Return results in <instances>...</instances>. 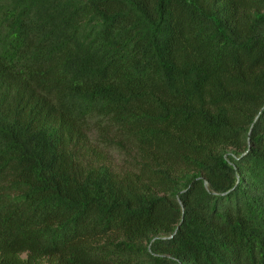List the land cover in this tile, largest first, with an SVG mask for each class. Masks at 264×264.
Masks as SVG:
<instances>
[{
  "label": "trees",
  "instance_id": "1",
  "mask_svg": "<svg viewBox=\"0 0 264 264\" xmlns=\"http://www.w3.org/2000/svg\"><path fill=\"white\" fill-rule=\"evenodd\" d=\"M0 264H264V0H0Z\"/></svg>",
  "mask_w": 264,
  "mask_h": 264
},
{
  "label": "rangeland",
  "instance_id": "2",
  "mask_svg": "<svg viewBox=\"0 0 264 264\" xmlns=\"http://www.w3.org/2000/svg\"><path fill=\"white\" fill-rule=\"evenodd\" d=\"M106 134H108V136H109L110 132L107 131ZM109 137H111V135ZM100 141L101 140L97 134L92 135V137H91L92 145H94L97 149H102L105 147V145H102V143H100ZM104 153L106 154L108 162L111 163V165L114 168H116V169L118 168L121 170V169L127 167L128 158H126L125 156H123L119 152H117L113 149H109V150L105 151Z\"/></svg>",
  "mask_w": 264,
  "mask_h": 264
}]
</instances>
